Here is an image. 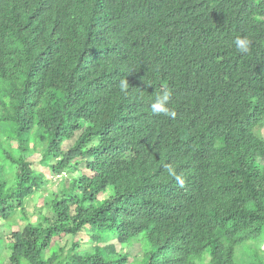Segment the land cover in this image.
I'll return each mask as SVG.
<instances>
[{
    "label": "trees",
    "instance_id": "obj_1",
    "mask_svg": "<svg viewBox=\"0 0 264 264\" xmlns=\"http://www.w3.org/2000/svg\"><path fill=\"white\" fill-rule=\"evenodd\" d=\"M263 120L264 0H0V264H264Z\"/></svg>",
    "mask_w": 264,
    "mask_h": 264
},
{
    "label": "rangeland",
    "instance_id": "obj_2",
    "mask_svg": "<svg viewBox=\"0 0 264 264\" xmlns=\"http://www.w3.org/2000/svg\"><path fill=\"white\" fill-rule=\"evenodd\" d=\"M254 132L259 135L260 137L264 138V120L263 122L260 124V126H258L257 128L254 129ZM80 133H77L76 136L73 138L72 141H69V142H66L64 143L63 145V148L64 149H69L74 141L78 138ZM35 153V152H34ZM34 153H31V160L33 161V169L35 170H39L41 172H47L48 174V177L50 178L49 180V184L47 186H45L43 188V190L41 191V194L43 193L45 196H47L48 194H51L52 192H54L57 188V179H54L53 178V174L47 170V166L45 165H42V164H39V154H34ZM84 165L81 164L80 167H83ZM69 175V174H68ZM65 177L67 176H63L62 178L65 179ZM52 195V194H51ZM108 193H105L104 196H107ZM43 198L40 196V192L39 194H36L34 195V197L30 198L29 200H27V203H26V212H27V216H29L32 211H34L37 207H40L41 205H43ZM14 221H15V224L13 225V222H12V226L11 225H7L6 223L2 222L1 224V229L2 231L4 230V234H5V237L8 238V235H10V232L12 231V229H22L24 227V225L27 223V221H25V217L23 216V214L21 213H18L17 215L14 216ZM113 239H111L109 241V243H113ZM60 245V247H63L65 250L68 249L70 246H71V237L70 236H65L63 237L61 240L57 241ZM83 244V248L85 247H90L91 245L89 244V241L87 239L86 242H82ZM7 246H5L4 250H5V255H6V259L4 260V264H9L8 260H7V252H8V249L6 248ZM258 248L263 250L264 251V241H261L258 245ZM119 251L121 253H128V255L130 256V259H136V260H139L141 259V255H142V247H141V241L138 239V240H134V242H132V244L130 246H127V247H124V248H119ZM7 250V251H6ZM240 250V248L238 249ZM244 252V251H242ZM238 253V252H237ZM244 254V253H243ZM139 262V261H138ZM138 262H131V264H138Z\"/></svg>",
    "mask_w": 264,
    "mask_h": 264
},
{
    "label": "clouds",
    "instance_id": "obj_3",
    "mask_svg": "<svg viewBox=\"0 0 264 264\" xmlns=\"http://www.w3.org/2000/svg\"><path fill=\"white\" fill-rule=\"evenodd\" d=\"M233 44L235 45L236 49L243 54L247 53L250 50L251 41L247 36L237 35L233 40ZM118 87L121 92L126 93L130 87L128 78L121 79ZM171 105L172 91L170 89L163 92H156L155 100L151 104V113L153 115H163L165 117L175 119L177 113ZM166 171L169 176L173 177L176 180L177 184L180 187L184 186L185 180L181 176L177 175V170L175 167L170 164L166 168ZM59 177L60 176H56V178Z\"/></svg>",
    "mask_w": 264,
    "mask_h": 264
}]
</instances>
